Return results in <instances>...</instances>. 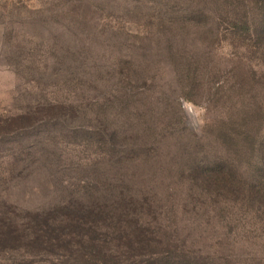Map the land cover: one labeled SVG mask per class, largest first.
I'll return each mask as SVG.
<instances>
[{
    "label": "rangeland",
    "instance_id": "374dc122",
    "mask_svg": "<svg viewBox=\"0 0 264 264\" xmlns=\"http://www.w3.org/2000/svg\"><path fill=\"white\" fill-rule=\"evenodd\" d=\"M260 5L0 0V117L29 118L0 136V208L127 205L162 250L264 264Z\"/></svg>",
    "mask_w": 264,
    "mask_h": 264
},
{
    "label": "trees",
    "instance_id": "16d2710c",
    "mask_svg": "<svg viewBox=\"0 0 264 264\" xmlns=\"http://www.w3.org/2000/svg\"><path fill=\"white\" fill-rule=\"evenodd\" d=\"M257 1L264 28V0ZM229 23L233 30H244L246 38H259L261 28L247 14ZM260 32L264 34V29ZM25 121L29 118L23 115L0 117V136L18 131ZM200 173L207 175L204 170ZM230 176L217 166L214 177L208 178L226 185ZM128 209L127 205L72 204L30 211L7 205L0 208V259L8 264H201L198 257L162 250L159 239L135 216V208Z\"/></svg>",
    "mask_w": 264,
    "mask_h": 264
}]
</instances>
